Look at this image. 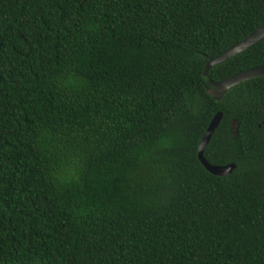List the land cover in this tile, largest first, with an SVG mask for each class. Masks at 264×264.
I'll return each mask as SVG.
<instances>
[{"label":"trees","instance_id":"16d2710c","mask_svg":"<svg viewBox=\"0 0 264 264\" xmlns=\"http://www.w3.org/2000/svg\"><path fill=\"white\" fill-rule=\"evenodd\" d=\"M263 22L264 0H0V264H264V76L214 99L201 73ZM261 65L264 37L207 76ZM216 111L223 175L196 157Z\"/></svg>","mask_w":264,"mask_h":264},{"label":"water","instance_id":"95a60500","mask_svg":"<svg viewBox=\"0 0 264 264\" xmlns=\"http://www.w3.org/2000/svg\"><path fill=\"white\" fill-rule=\"evenodd\" d=\"M262 37H264V22L257 27H255L252 31H250L247 35H245L240 40L234 42L229 45L219 54L205 61L204 66L202 68V75L207 77V84L209 86H205V90L212 96L214 99H218L221 95L232 85L243 81L245 79L257 76H264V65L254 66L244 70L237 71L223 79L213 81L208 78L207 73L208 69L216 65L229 57L241 52L242 50L248 48L250 45L259 41ZM221 118V112L216 111L211 119L209 120L205 130L203 131L196 147V157L200 164L207 170L208 172L215 175H223L229 173L231 169L234 167L233 163H227L222 165H214L208 163L202 155V150L204 145L207 143L209 136L215 126L218 124L219 119ZM229 128L231 129L232 135L236 134V123L235 119H232L229 124Z\"/></svg>","mask_w":264,"mask_h":264}]
</instances>
